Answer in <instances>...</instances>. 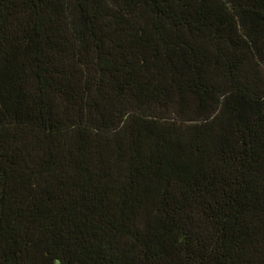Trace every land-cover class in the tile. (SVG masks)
<instances>
[{
  "label": "trees",
  "instance_id": "1",
  "mask_svg": "<svg viewBox=\"0 0 264 264\" xmlns=\"http://www.w3.org/2000/svg\"><path fill=\"white\" fill-rule=\"evenodd\" d=\"M0 264H264V0H0Z\"/></svg>",
  "mask_w": 264,
  "mask_h": 264
}]
</instances>
